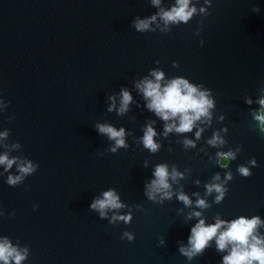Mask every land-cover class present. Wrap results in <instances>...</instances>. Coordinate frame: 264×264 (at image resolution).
Listing matches in <instances>:
<instances>
[{
    "label": "water",
    "instance_id": "1",
    "mask_svg": "<svg viewBox=\"0 0 264 264\" xmlns=\"http://www.w3.org/2000/svg\"><path fill=\"white\" fill-rule=\"evenodd\" d=\"M174 5L0 0V133L8 132L0 155L19 158L8 171L0 165V242L28 250L21 264H223L231 245L220 251L215 237L191 258L181 253L200 220L259 217L254 234L264 239V129L255 119L264 98V0H191L197 11L187 23L165 25L157 14ZM154 15L148 30L135 29L137 18ZM154 71L164 74L162 86L184 78L208 93L210 117L190 132L165 134L178 119L149 110L136 87ZM122 89L132 100L120 114ZM97 124L123 128L127 147L110 151L115 141ZM149 125L155 152L143 144ZM217 134L223 143L213 146ZM228 152L235 159L221 166L217 153ZM24 161L37 171L10 186L7 177ZM158 165L167 166L170 187L150 199L146 185ZM213 183L226 190L219 202L208 192ZM109 190L124 207L101 218L90 205ZM113 216L131 219L110 223Z\"/></svg>",
    "mask_w": 264,
    "mask_h": 264
},
{
    "label": "clouds",
    "instance_id": "2",
    "mask_svg": "<svg viewBox=\"0 0 264 264\" xmlns=\"http://www.w3.org/2000/svg\"><path fill=\"white\" fill-rule=\"evenodd\" d=\"M153 5L159 6L160 0H152ZM191 0H175V5L170 10L161 9L157 14L159 18L168 24H179L181 22L187 23L197 9L193 6L190 7ZM201 12L205 9L201 8ZM157 15L150 18L139 19L134 21V27L138 32H144L149 29L150 24L156 21ZM152 76L155 78L144 79L137 83L136 87L143 93L145 99L150 102L147 104L149 110H152L164 121L177 120L176 123L165 124V134L175 130L178 133L190 132L193 129L194 123L200 120L201 117H210L209 109L213 107V101L209 98L208 93L200 91L196 86L189 84L184 78H175L170 80L166 85L162 86L164 74L159 71L152 72ZM121 104L119 113L123 114L128 110V105L132 100L131 95L126 90H121ZM110 99H113L110 97ZM251 103V101H248ZM258 103L264 109V99L258 101ZM111 105L109 111L114 107ZM11 120L12 117H9ZM255 119L261 122V127L264 129V111L260 115L255 116ZM99 133L107 135L110 140L115 141L114 146L110 151L115 152L120 147H127L125 144V131L123 128L117 130L116 128L107 124H97ZM156 135L155 130L149 125L143 136V144L146 148L155 152L158 145L154 142L153 137ZM8 132L0 133V138H7ZM197 138L200 136V132L196 133ZM213 146L222 144L223 140L219 135H215L212 140L209 141ZM186 145H192V141H185ZM19 145H13L18 147ZM221 157V166L226 167L230 160L235 159V153H217ZM18 157L9 159L7 154L0 155V165H5V171L12 168L13 164L17 163ZM250 164L256 166V160L253 158L249 161ZM38 165H33L31 161H24L18 165L19 175H9L7 177V183L10 186L18 185L25 176L31 175L36 172ZM239 173L248 177L251 175L248 168L240 166L238 168ZM155 179L151 181L149 185H146L147 195L150 199L155 198L156 193H160L170 187L168 183L169 173L166 165H158L153 174ZM176 173H172V178L175 179ZM231 173H227L226 180L231 179ZM215 180H219V175L214 177ZM208 192L216 191L219 195L216 197L219 202L226 191L221 184H210L207 186ZM171 193L165 191L164 196L170 197ZM179 199L186 205L191 204V201L187 196L181 194ZM197 205L199 207H207L204 200H198ZM38 207L34 205V209ZM90 207L97 210L101 218H105L108 209H120L124 207L119 202V197L114 190H109L103 193L102 199H96L92 202ZM193 215L199 216L200 213L196 212ZM131 219L130 216H113L112 221L124 220L128 222ZM261 221L259 217H253L251 220L240 217L237 220H233L230 223L217 219L215 224L205 225L203 220H200L192 229L189 237L190 248L186 249L181 247L180 251L185 256L191 258L193 255L201 253L208 244V241L216 238L217 249L224 251L231 245V251L228 255L223 257V264H264V239L255 235V231ZM226 225V227H225ZM221 228L225 230L220 231ZM128 240H132L133 237L130 233H124ZM28 250L25 248L23 251L13 247L11 243L4 239L0 242V261L3 264H10L14 261L15 264H21L23 260L27 258Z\"/></svg>",
    "mask_w": 264,
    "mask_h": 264
},
{
    "label": "trees",
    "instance_id": "3",
    "mask_svg": "<svg viewBox=\"0 0 264 264\" xmlns=\"http://www.w3.org/2000/svg\"><path fill=\"white\" fill-rule=\"evenodd\" d=\"M264 99V98H263ZM262 111H264V109H262Z\"/></svg>",
    "mask_w": 264,
    "mask_h": 264
}]
</instances>
